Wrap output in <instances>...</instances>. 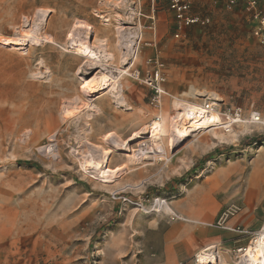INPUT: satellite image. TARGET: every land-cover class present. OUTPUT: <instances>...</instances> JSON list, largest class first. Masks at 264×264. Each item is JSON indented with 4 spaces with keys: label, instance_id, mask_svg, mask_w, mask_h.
<instances>
[{
    "label": "rangeland",
    "instance_id": "rangeland-1",
    "mask_svg": "<svg viewBox=\"0 0 264 264\" xmlns=\"http://www.w3.org/2000/svg\"><path fill=\"white\" fill-rule=\"evenodd\" d=\"M185 1L210 24L176 39L165 0H0V264H145L174 220L241 235L240 246L191 259L235 264L264 233V142H253L264 124L226 133L180 121L187 130L175 134L184 103L264 120V0ZM161 16L156 51L145 44ZM157 61L159 107L144 82ZM103 76L111 86L92 92L86 84ZM88 152L97 174L83 168ZM210 191L221 205L214 218L207 207L201 220L177 214V201ZM244 214L253 229L231 230Z\"/></svg>",
    "mask_w": 264,
    "mask_h": 264
},
{
    "label": "crops",
    "instance_id": "crops-1",
    "mask_svg": "<svg viewBox=\"0 0 264 264\" xmlns=\"http://www.w3.org/2000/svg\"><path fill=\"white\" fill-rule=\"evenodd\" d=\"M149 18L153 19L154 16H149ZM173 21L174 18L171 20V24H173ZM152 25H155V23H152ZM156 26L160 30L159 35L157 36L156 31H154L153 35H150L151 41L145 45L154 47L157 51V42L161 44L164 41V34L162 33L164 16L158 17ZM205 195L202 197L205 198L204 200L177 201L175 205L177 214L188 221L195 220L200 218L199 214L207 207L214 218L218 214L221 205L212 194V191ZM186 203H188L187 210L184 208ZM201 219L202 217L199 220ZM237 227L248 230L253 229L254 225L249 221V216L244 214L229 222L231 230ZM244 241L246 240L241 235L230 230L209 229L202 225L193 226L188 222L174 220L167 223L164 229L160 254L151 255L146 259L145 264H191V259L197 252L221 245L225 247L240 246Z\"/></svg>",
    "mask_w": 264,
    "mask_h": 264
},
{
    "label": "built area",
    "instance_id": "built-area-1",
    "mask_svg": "<svg viewBox=\"0 0 264 264\" xmlns=\"http://www.w3.org/2000/svg\"><path fill=\"white\" fill-rule=\"evenodd\" d=\"M169 5V10L173 14V25L175 29V38L180 39L187 29L190 27H207L210 24V18L200 17L192 13L190 4L185 0H165ZM235 0H231L230 4L233 5ZM158 67L157 70L149 75L145 79V83L148 84L154 93L153 103L156 107L160 106V98L165 94L162 88V83L164 81L163 75L161 73V65L156 62ZM134 77L140 79V72H136ZM213 115L218 116V123H213V127H217L225 131L226 133L233 132L234 128L247 124V125H260L264 124L262 114L257 110H252L246 119L243 110L239 107H234L222 112L218 103L208 100L202 106H199L192 114V122L197 120H202L204 118L212 117ZM213 118H210L211 121ZM159 121L160 119L157 118Z\"/></svg>",
    "mask_w": 264,
    "mask_h": 264
},
{
    "label": "bare ground",
    "instance_id": "bare-ground-1",
    "mask_svg": "<svg viewBox=\"0 0 264 264\" xmlns=\"http://www.w3.org/2000/svg\"><path fill=\"white\" fill-rule=\"evenodd\" d=\"M82 47L80 48L79 52L83 51L85 53L86 51H89V48H85V47L82 48ZM110 81H111V79H109L108 77H104L103 76L101 81H99V82L98 81H94V82H91L90 84L88 83L86 85H88V87H90V85H93V87H90V88L92 89V92L95 93L97 91V89L103 90L104 88H108L109 86H111ZM114 98L117 99V97H114ZM118 101H119L120 105H122V103H124L121 100H118ZM198 107L199 106H190V105L185 104V103L180 105V108H179L180 110L179 111L183 110V113H182V111L179 112V114L177 116L178 118L176 119L177 120L176 122L178 123V124H176L177 126L175 128V134L176 135H178V134L181 135L183 131L187 130V128L185 129L184 127H182L180 125V123H181L180 121H183V123H184V121H187L188 124L190 125V126H188V128H196V129H201V128H205V127L206 128L207 127H212V126H214L215 123H218V120H217L218 117L215 116V115H213L212 117H209V118H204L202 120H197V121H194V122H190L192 120L191 114ZM99 118L102 120V119L105 118V115H101ZM210 118H213V119L210 121L209 120ZM97 119L98 118H96L95 120H97ZM190 123H192V124H190ZM107 126H105V128H107ZM110 126L114 127L115 123H111ZM162 127H163V124H161V121H156V122H153L151 124V126H150L151 133L155 134V135H153V136H155V138H159L160 134H162V132H163ZM191 131H193V130H191ZM136 137H139V135L134 136V138H136ZM174 138H176V137H174ZM105 139L106 140H110L112 142H115L114 143L115 146H119L118 143H116L115 137H114L113 134L105 135ZM130 140H131V138H130ZM134 140L135 139H132L131 141H134ZM128 142L123 141L121 143H123V146H124V145H127ZM121 143H119V144H121ZM143 150L141 152V157H143L142 155H144L143 154L144 153ZM83 154H84V152H83ZM82 156H83V160L82 161H84L83 162L84 164L82 163L84 170L85 171H90V172L93 171L94 174H97L95 169L100 166V162H97L90 152L85 153V155H82ZM108 173H109V175H108L109 179L114 178V176L116 174V172H113V171L108 172ZM166 209L168 211H170V213H172V210L168 206H166ZM197 262H198L197 264H230V263H227L225 261L219 260V258L217 256H215V255H210V254H206V253H199ZM235 264H264V233H261L260 238H258L255 242H253V244H251L250 247L245 250L244 255L242 257V260L240 262H238V263H235Z\"/></svg>",
    "mask_w": 264,
    "mask_h": 264
},
{
    "label": "trees",
    "instance_id": "trees-1",
    "mask_svg": "<svg viewBox=\"0 0 264 264\" xmlns=\"http://www.w3.org/2000/svg\"><path fill=\"white\" fill-rule=\"evenodd\" d=\"M259 141H263L264 142V138H262V139H255V141H253V142L256 143V142H259Z\"/></svg>",
    "mask_w": 264,
    "mask_h": 264
}]
</instances>
